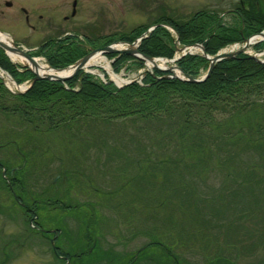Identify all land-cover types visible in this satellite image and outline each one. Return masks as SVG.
<instances>
[{
  "label": "rangeland",
  "instance_id": "374dc122",
  "mask_svg": "<svg viewBox=\"0 0 264 264\" xmlns=\"http://www.w3.org/2000/svg\"><path fill=\"white\" fill-rule=\"evenodd\" d=\"M72 2L0 0V32L29 53L67 35L89 51L82 39L129 34L161 17L186 21L200 11L224 12L223 23L230 26L236 19L231 11L247 5L242 0H77L70 17ZM255 7L264 11V0ZM239 45L226 49L236 51ZM100 56L103 61L84 71L102 76L99 70L109 73L108 64L113 73L114 60ZM43 57L35 58L48 66ZM136 61L116 75L133 80L154 68ZM163 120L79 121L56 132L32 133L29 142L18 140L17 146L14 139L25 134L19 119L0 112V264H264V211L252 195L264 188V164L253 177L254 164L264 163V150L255 151L248 137L215 141L214 131L209 158L195 160L188 154L198 156L194 148L201 141L193 140L186 156L181 144L165 139ZM18 147L31 154L18 155ZM240 186L246 189L237 196ZM24 209L33 212L42 231H59L55 246L64 258L54 255ZM235 224L240 227L232 229ZM153 241L171 253L146 247Z\"/></svg>",
  "mask_w": 264,
  "mask_h": 264
},
{
  "label": "trees",
  "instance_id": "16d2710c",
  "mask_svg": "<svg viewBox=\"0 0 264 264\" xmlns=\"http://www.w3.org/2000/svg\"><path fill=\"white\" fill-rule=\"evenodd\" d=\"M243 1L247 5L237 8L238 15L230 26L223 23L220 14L200 11L186 21L161 17L151 24L135 28L129 34L86 38L85 41L93 49L116 42L132 44L149 27L156 26L142 38L138 51L150 58L172 59L175 55V39L170 31L161 26L167 25L176 32L181 46L200 44L205 54L214 56L227 46L241 43L264 30V11L255 7L257 0ZM253 48L256 51L264 50V42ZM85 54L83 44L76 36L48 40L36 52L31 53L35 57L44 56L53 69L74 64ZM106 57L115 59L113 69L116 72L133 59L126 54H107ZM138 64L141 67L142 63ZM177 66L187 78L196 79L201 76L202 71L206 72L209 61L199 54L186 55L177 61ZM0 68L9 73L17 84L33 78L27 70L19 72L18 67L11 63L1 48ZM167 75L153 70L143 77L142 85L132 83L118 89L111 82L100 83L93 75L80 71L64 83L39 80L23 94L9 93L0 80V112L19 119L22 133L25 134L14 139L17 146L20 142H29L33 138L32 133L44 135L56 132L79 121L105 123L140 118L166 119L163 120L168 126L164 129L168 132L165 139L181 144L186 156L190 143L195 142L193 140L201 141V145L194 148L198 156L193 152L188 154L195 160L200 156L201 161L209 158L211 151L207 143L212 142L214 131L217 133L215 141L236 142L239 138L248 137L255 151L264 150V63L241 53L216 63L210 77L201 83L167 78ZM209 130L210 134L207 133ZM17 150L18 155L31 154L20 147ZM263 164H254L253 177L256 178V170ZM240 187L237 196L246 189ZM263 190L264 188L261 192ZM261 192L252 195H255L256 208L264 211V193ZM236 227L240 226L235 224L232 229ZM243 234L246 235L242 232L241 235ZM149 245L161 247L156 241L146 247ZM255 245L253 243L250 250H255ZM146 247L140 250L138 257ZM132 262L133 260L130 264Z\"/></svg>",
  "mask_w": 264,
  "mask_h": 264
},
{
  "label": "water",
  "instance_id": "95a60500",
  "mask_svg": "<svg viewBox=\"0 0 264 264\" xmlns=\"http://www.w3.org/2000/svg\"><path fill=\"white\" fill-rule=\"evenodd\" d=\"M5 6L6 7H10L11 6V3L10 2H5ZM76 6H77V1L76 0H73L72 2V11H71V17H74L75 14H76ZM27 20V19H26ZM156 26L154 27H151L147 30V32H150L151 30H153ZM264 35L263 32H260L259 34L257 35H253L251 36L250 38H246L243 40V46L241 49L237 50V51H229V52H225V51H221V52H218L215 56H208L207 54H205L204 52V49L201 45L199 44H195V45H192V46H185V47H182L181 49H177L176 51L177 52H183L187 49H193V48H197L201 51V55L202 57L206 58L208 61H209V67H208V70L206 72V74L200 78V79H193V78H187L185 79L186 81L188 82H191V83H201V82H204L205 80H207L212 71H213V68L215 66L216 63H218L219 61L223 60V59H228V58H233L235 57L236 55L238 54H241V53H244L246 51V49L248 48L249 45H251L252 43V39L255 37V36H262ZM140 39L136 40L133 44L129 45V49H116L114 47H112L111 45L110 46H106L104 48H101V49H91L85 56H83L81 59H79L77 62H75L73 65L71 66H68L64 69H67V68H73V72L68 75V76H64V77H59V76H49V75H39L37 74L35 71H33L31 68H29L28 66L26 67V70L30 71L34 76L30 82V85L27 89H29L31 86L34 85L35 82L39 81V80H53V81H59V82H65L69 79H71L72 77H74L80 70H83L85 66H87L89 60L97 53H104V54H118V55H122V54H126L128 56H133V57H136L137 59L141 60V61H147V62H155V60L157 58H150V57H147V56H144L142 54H140L137 50V48L135 47L136 43L139 42ZM259 41H264L263 40H259ZM0 48L2 50H4L5 54L9 57V53L11 52H14V53H17L19 54L21 57L33 62L34 58L31 57L26 50H23L22 48H20L19 46L11 43V44H8L6 42H3L0 40ZM186 54V53H185ZM189 54H192L189 52ZM253 59H256L255 56L252 57ZM258 62H261L260 60L256 59ZM155 69L157 70H160V71H163L165 73H169V74H172L174 76H176L174 73L175 71H178L179 73H181V70L180 68H178L176 65L172 66V67H166V68H161L157 65H154L153 66ZM52 69V68H50ZM53 70V69H52ZM54 71H60V70H54ZM150 71L149 70H146L145 72H143V74H147L149 73ZM177 77V76H176ZM178 78V77H177ZM183 80V79H182ZM26 89V90H27ZM25 90V91H26ZM16 199V198H15ZM51 245H52V248L54 250L55 253H57L56 251V248H55V245H54V240H51Z\"/></svg>",
  "mask_w": 264,
  "mask_h": 264
},
{
  "label": "bare ground",
  "instance_id": "6f19581e",
  "mask_svg": "<svg viewBox=\"0 0 264 264\" xmlns=\"http://www.w3.org/2000/svg\"><path fill=\"white\" fill-rule=\"evenodd\" d=\"M7 38H8V36L6 34L0 32V40L3 41V42H6L8 44H11V42L9 43V41H7L8 40ZM258 39L263 40L264 39V35L257 36V37L254 38V40H258ZM115 48L116 49H123L124 46L122 44H118V45L115 46ZM9 56L11 57V59L13 61L18 60L19 62H21L22 64L28 66L29 68H31L33 71H35L39 75H49V76L64 77V76L70 75L73 72V68H67V69H63V70H60V71H54V70L50 69L45 63L40 62L36 58L33 60V62H31V61L21 57L19 54L14 53V52L9 53ZM103 60H104V58L101 57L100 54L97 53L91 58L89 64L91 62H95L96 63V62L103 61ZM154 65H157L159 67H165V64H157L155 62H147V66L148 67H151V66H154ZM105 68L109 71V74H110L111 78L117 84H121V83L124 82V80L121 79L119 76L112 74L108 64L105 65Z\"/></svg>",
  "mask_w": 264,
  "mask_h": 264
},
{
  "label": "flooded vegetation",
  "instance_id": "af4514ba",
  "mask_svg": "<svg viewBox=\"0 0 264 264\" xmlns=\"http://www.w3.org/2000/svg\"><path fill=\"white\" fill-rule=\"evenodd\" d=\"M25 214L26 215H29L28 216V218L30 219V220H32V217H31V214L33 215V212H31V211H28V210H25ZM34 228H35V231H37L39 234H41L40 235V237L41 238H43V239H47V240H49V242L51 243V240H55L56 241V239H57V236H58V232L57 233H52V231H42L41 229H39L40 228V226H38V224H36V222L34 223ZM50 235H52V236H50ZM43 236H46V237H43ZM57 249V253H58V255L59 256H57L58 258H64L65 257V254H63V255H60V250L58 249V248H56ZM63 261V260H62Z\"/></svg>",
  "mask_w": 264,
  "mask_h": 264
}]
</instances>
